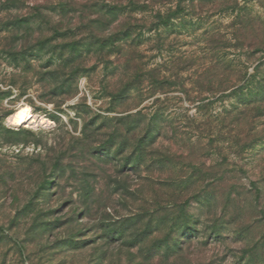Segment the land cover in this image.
Here are the masks:
<instances>
[{
  "label": "rangeland",
  "instance_id": "1",
  "mask_svg": "<svg viewBox=\"0 0 264 264\" xmlns=\"http://www.w3.org/2000/svg\"><path fill=\"white\" fill-rule=\"evenodd\" d=\"M63 1L0 0V264H264V111L238 151L221 118L241 93L205 96L193 70L171 75L152 31L145 69L159 64L169 81L132 88L135 69L95 52L79 5ZM234 1L264 23V0ZM193 5L186 27L164 29L181 34L173 52L201 55L204 30L232 37L237 10ZM232 43L252 74L259 53ZM22 105L45 122L8 124ZM139 140L153 146L139 153Z\"/></svg>",
  "mask_w": 264,
  "mask_h": 264
},
{
  "label": "trees",
  "instance_id": "2",
  "mask_svg": "<svg viewBox=\"0 0 264 264\" xmlns=\"http://www.w3.org/2000/svg\"><path fill=\"white\" fill-rule=\"evenodd\" d=\"M194 1L199 5L198 11L204 4L215 7V11L237 10L235 20L230 24L232 37L217 27L204 30L201 36L203 41L201 55L194 52L186 55L173 52L172 47L175 46L181 34L179 32L177 36L171 35L172 32H166L164 29H170L176 23H179L182 28L186 27L189 23L186 20L188 15L195 14ZM75 5H79L77 21H85L89 26L82 29L88 30L86 32L89 40L97 46L94 51L102 52L104 49H111L109 50L111 53L115 52L124 57L125 67L131 66L135 69L129 80L132 88L140 89L141 84L145 82L149 86L150 93L165 92V86L169 81V77L165 75L167 70L161 68L159 64L148 70L145 69L144 52L140 48L142 35L145 31H152L154 40H157L158 44L161 43L170 53L168 55L173 64L171 75H176L175 72L183 69L193 70L192 74L194 73L195 76L191 85L197 88L199 94L205 96L213 92L224 94L230 91V95L241 93L239 97L241 100L224 111L225 115L221 118V122L227 120V125L233 127V124L236 125L238 130L234 132L233 140L237 144L238 151L244 150L251 140L253 141L250 136V131L253 129L250 124L251 119L264 111L262 107L264 103V23L259 16L243 7H237L236 2H230V0H64L62 4H58V7L61 10L70 7L76 9ZM241 12L243 17L240 15ZM85 17L87 20L84 19ZM106 26L109 28L105 32ZM191 27L194 26L191 25ZM161 29L164 31L162 32ZM242 33H248L250 37L241 39L239 35ZM233 39L240 46L245 43L251 53H259L258 62L254 65L252 74L248 75L246 66L229 56L228 51L233 45ZM0 45L1 51L5 52V44L0 42ZM76 46L75 42H70L61 47H67L68 51L76 52ZM249 95H253L254 99L260 98L257 101L258 104H254ZM196 98L203 99L199 96ZM260 137L264 138V136ZM147 143L144 140L138 141L139 153L144 151ZM148 144L150 147L153 146L151 143ZM220 149L223 152L224 149ZM195 170L199 172L198 168ZM191 176L198 177V174Z\"/></svg>",
  "mask_w": 264,
  "mask_h": 264
},
{
  "label": "bare ground",
  "instance_id": "3",
  "mask_svg": "<svg viewBox=\"0 0 264 264\" xmlns=\"http://www.w3.org/2000/svg\"><path fill=\"white\" fill-rule=\"evenodd\" d=\"M6 122L10 125L18 126L22 124L43 123L45 119L42 116H35L28 105H22L7 115Z\"/></svg>",
  "mask_w": 264,
  "mask_h": 264
}]
</instances>
